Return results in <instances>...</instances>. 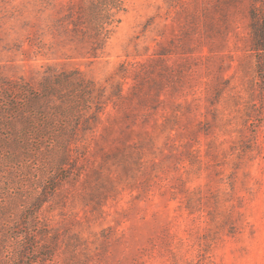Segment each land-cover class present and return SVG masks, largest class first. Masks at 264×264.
<instances>
[{"label": "rangeland", "instance_id": "1", "mask_svg": "<svg viewBox=\"0 0 264 264\" xmlns=\"http://www.w3.org/2000/svg\"><path fill=\"white\" fill-rule=\"evenodd\" d=\"M121 1L0 0V89L91 87L68 155L0 149V264H264V0Z\"/></svg>", "mask_w": 264, "mask_h": 264}, {"label": "trees", "instance_id": "2", "mask_svg": "<svg viewBox=\"0 0 264 264\" xmlns=\"http://www.w3.org/2000/svg\"><path fill=\"white\" fill-rule=\"evenodd\" d=\"M102 1L100 5L92 6V10L97 8L99 14L93 17L88 27L90 36L93 38L94 35L99 42L103 41L102 36L110 32L107 28L113 24L109 23L112 11H119L122 8L121 0ZM106 36L108 34L105 38ZM85 86L87 85L81 83L73 84L70 74L53 75L51 79L40 83L39 88L25 81L7 83L5 88L0 89V100L7 104L3 107L5 109L0 106V134L1 132L6 134L0 136L1 151L7 154L33 152L38 155L49 153L68 155L73 135L71 115L80 104L79 99L83 100L81 97L87 95L91 89ZM71 88L74 89L72 93L68 90ZM64 89L66 93H62ZM78 94L81 96L77 97ZM57 96L63 105L73 103L75 106L72 107L70 104L68 108L63 105L47 107L49 98ZM46 141L51 142L49 147H44Z\"/></svg>", "mask_w": 264, "mask_h": 264}]
</instances>
